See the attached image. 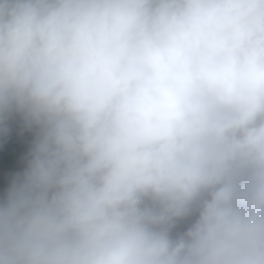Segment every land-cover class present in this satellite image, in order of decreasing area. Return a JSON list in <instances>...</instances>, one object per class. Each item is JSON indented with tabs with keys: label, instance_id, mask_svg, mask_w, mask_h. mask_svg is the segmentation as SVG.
Masks as SVG:
<instances>
[{
	"label": "clouds",
	"instance_id": "9594fccd",
	"mask_svg": "<svg viewBox=\"0 0 264 264\" xmlns=\"http://www.w3.org/2000/svg\"><path fill=\"white\" fill-rule=\"evenodd\" d=\"M0 264H264V0H0Z\"/></svg>",
	"mask_w": 264,
	"mask_h": 264
}]
</instances>
